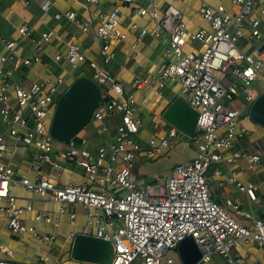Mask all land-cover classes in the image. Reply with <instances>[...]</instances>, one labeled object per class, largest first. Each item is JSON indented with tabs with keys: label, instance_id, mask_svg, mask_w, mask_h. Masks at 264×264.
I'll return each mask as SVG.
<instances>
[{
	"label": "built area",
	"instance_id": "2783aa9c",
	"mask_svg": "<svg viewBox=\"0 0 264 264\" xmlns=\"http://www.w3.org/2000/svg\"><path fill=\"white\" fill-rule=\"evenodd\" d=\"M54 1L43 0L41 10L47 12ZM84 1L97 4L99 0ZM261 1L230 0L232 5L229 8L222 2L201 5L197 13L208 22L209 28L198 30L187 28L182 11L173 3L158 9L153 0L146 5H137V0H114L111 9L98 11L95 38L102 63L107 65L114 58L111 44L124 40L126 36L119 27L120 5L136 4L131 11L147 17L151 26L132 22L131 29L137 30L140 37H166L167 45L163 50L165 62L149 77H136L135 87L140 89L154 83L153 93L159 95L168 82L178 83L179 96L198 113L196 130L191 138L196 148L194 157L174 164L162 180L147 184L138 182L133 161L141 151L149 160L164 156L179 131L172 126L165 134L150 136L143 148L140 139L143 124L136 115L133 95L123 98L122 83L101 64L87 60L77 43L67 41L64 52L56 55L54 60L64 59L72 68L87 62L100 92V101L92 113L91 122L107 134L108 121L113 122L115 134L107 143L95 145L94 150L86 147L87 139L79 134L67 142L57 141L51 136L49 126L56 101L68 87L65 78L47 76L28 86L21 85L13 77V67L8 65L20 63L29 67L39 62L43 44L59 37L54 30L48 29L39 38H33L26 23L19 25L16 27L18 37L28 38L33 44L32 56L22 57L16 40L0 36L4 49L0 55V122L5 124L7 134L15 144L34 149L29 165L35 180L26 174L16 177L13 168L0 161V201H7L6 205L0 203V214L7 217L8 230L14 235L29 232L42 244L53 241L51 235L42 234L24 222L22 216L32 211V205L19 206L16 203L11 188L20 184L39 198L49 196L58 206L54 216L46 211L37 212L33 218L35 222L56 228L61 223L60 216L66 212L65 206L80 205L85 209L84 225L79 232L70 231L68 239L73 241L78 234L95 236L110 243L114 254L110 263L87 264H134L135 261L177 264L168 253L186 237L192 238L200 252L195 264L206 263L215 254L223 257V264H252L234 250L250 242L264 248V218H256L251 212L241 210L239 203L229 197H222V202L214 200L206 173L210 165H217L221 160L231 164L243 159L247 170L255 174L258 168L264 169L263 152H248L240 146L225 158L221 155L223 150L240 144L247 132L242 122L251 119L250 107L260 94L253 83L264 74V50H260L264 41L261 18L264 6ZM54 17H64L83 32L89 28V20H80L72 10L56 13ZM243 38H255L261 44L245 51L239 46ZM192 42L198 45L197 51L185 48ZM114 118L118 119L117 122ZM55 142L63 143L65 148L55 150ZM6 152L5 133L0 131V157ZM65 161L81 167L90 185H54L42 168L48 165L61 170ZM211 174L221 176V169L215 166ZM228 180L248 200L258 202V183H244L233 170ZM260 183L264 184V177ZM217 186L222 187L223 181ZM108 189L114 190L116 195L107 192ZM120 190L125 192L119 193ZM74 219L75 215L71 213L70 224ZM47 262L44 256H38L33 263L18 262L12 249L0 243V264Z\"/></svg>",
	"mask_w": 264,
	"mask_h": 264
},
{
	"label": "crops",
	"instance_id": "0c3cea01",
	"mask_svg": "<svg viewBox=\"0 0 264 264\" xmlns=\"http://www.w3.org/2000/svg\"><path fill=\"white\" fill-rule=\"evenodd\" d=\"M43 0H28L27 3L18 0H0V36L14 39L17 41L18 53L22 57H31L33 52V44L28 39H20L17 34L16 27L26 23L31 28L33 38H39L41 33L52 29L55 31L59 39H51L43 44L40 52L41 59L34 62L31 66H23L20 63L8 65L13 67L14 79L21 85L28 86L31 82L40 81L42 78L50 76H62L69 86L76 78L85 76L88 72L92 74L91 68L87 62L80 64L76 68H72L64 59L55 61L54 57L62 54L65 50V42L72 41L80 46L81 51L85 54L87 60H92L101 64L105 70L112 73L124 88L123 98L133 95L135 98L136 115L142 119V128L140 130V139L143 148L146 146V140L150 136L165 134L172 127L162 118V112L168 103L175 97L179 96L178 83L168 82L164 88L160 90L159 95H154L156 88L154 83L137 89L134 85L136 77L145 78L154 74L156 70L165 62L164 47L167 45V38H154L150 35L139 36L137 30L131 29L132 22L140 26L150 27L151 23L145 16L134 14L131 9L133 5H146L149 0H137L136 4L122 3L120 5L122 14L120 16V29L125 33L124 40H119L111 44L110 50L114 54V58L107 64L102 63L100 56L99 43L95 38V28L98 23L96 15L100 10H109L114 5V0H99L97 4H88L84 0H55L52 7L47 11L41 10ZM222 2L226 8L231 7L230 0H188L186 2H172V0H153L158 9L164 8L168 3H173L182 13L184 21L189 30H198L200 28L208 29V22L197 13V8L201 5H216ZM264 6V0L260 2ZM67 10L75 12L80 20H89V28L86 32L76 26L73 22L64 17L55 18L54 14L62 13ZM258 12V11H257ZM259 13V12H258ZM263 26L264 16L261 15ZM260 40L255 38H243L239 41V46L245 50L259 45ZM197 51V44H187L185 47ZM4 52L3 46L0 44V55ZM170 58V57H169ZM168 59V58H167ZM87 77V76H85ZM253 86L258 93L264 92V74L259 77ZM15 109H18L14 105ZM26 115H28L26 111ZM114 118V122H117ZM249 120H243V125L247 132L240 140V144L233 149L223 150L221 155L223 158L229 156L240 146L248 152L264 153V127L256 123L249 124ZM28 124H31L28 122ZM109 134L101 132L96 128V134L89 133V137H85L87 129H83L79 135L87 139L86 147L93 150L95 145L107 143L110 137L114 135V123L108 121ZM0 131L5 133L7 152L0 157V161L10 165L16 177L26 174L31 180H35V174L30 168V161L34 155V149L23 144H15L8 136L5 124L0 122ZM55 150H62L65 145L61 142H55ZM196 148L190 138L183 137L180 133L174 139L164 156H157L153 159H147L143 151L133 161V171L137 175L140 184H146L141 179L149 177L150 182L157 179L162 180L168 169L178 162H187L195 155ZM151 162V163H150ZM61 170H54L48 165L43 166V171L48 174L51 181L56 186H64L66 184L81 185L88 184L90 181L85 175L83 169L76 164L65 161L62 163ZM218 166L221 169V176H209V186L212 188V198L218 202H222V197H229L239 203L240 209L251 212L256 218H264V184H261L264 177V169L258 168L256 174L247 170L246 161L238 159L235 163H226L221 160L217 165L212 164L210 169ZM236 173L238 179L244 183H258L259 187L256 191L258 202L248 200L247 196L240 192L236 186L228 180L230 171ZM210 172V171H209ZM159 174H163L159 178ZM223 181V186L218 188L217 183ZM12 194L16 198L19 206L27 204L32 205V211L26 212L22 218L27 225L34 226L42 234H49L53 237L50 244L40 243L31 233L26 232L19 235L12 234L7 228V217L0 214V243L8 245L14 254V259L18 262L33 263L38 256H44L49 262H59L61 264H69L75 262L77 264H85L74 260L70 253L72 241L68 239L67 234L70 231L79 232L80 228L86 221V211L80 205L65 206L66 212L60 216V225L53 227L41 222L34 221V215L39 211H46L49 215H56L58 206L53 203L49 196L42 199L35 193L27 191L22 185L15 184L11 188ZM1 204L6 205L7 201L1 200ZM75 215L74 223L70 224V214ZM246 222L245 220H242ZM234 252L244 256L245 260L252 264H264V248L253 242L242 244L236 248ZM177 264H182L177 250L168 253ZM224 259L220 255H213L212 259L202 264H223ZM134 264H142L135 261Z\"/></svg>",
	"mask_w": 264,
	"mask_h": 264
},
{
	"label": "water",
	"instance_id": "95a60500",
	"mask_svg": "<svg viewBox=\"0 0 264 264\" xmlns=\"http://www.w3.org/2000/svg\"><path fill=\"white\" fill-rule=\"evenodd\" d=\"M264 50V41L260 46ZM100 101V92L94 81L85 76L76 78L56 101L49 132L57 141L67 142L91 122V116ZM251 120L264 127V92L252 103ZM198 113L181 96L171 100L162 112V118L179 133L192 138L196 130ZM177 253L182 264H195L200 252L191 237L179 242ZM71 256L78 262L110 263L113 248L110 243L91 235L78 234L72 241Z\"/></svg>",
	"mask_w": 264,
	"mask_h": 264
},
{
	"label": "rangeland",
	"instance_id": "374dc122",
	"mask_svg": "<svg viewBox=\"0 0 264 264\" xmlns=\"http://www.w3.org/2000/svg\"><path fill=\"white\" fill-rule=\"evenodd\" d=\"M192 43H193V42H192ZM85 76H87V78H89L90 80L93 81L92 74L86 72V73H85ZM249 124H254V122H253V121H250ZM96 128H98V127L95 126L92 122H90V123L87 125V127H86L87 132L85 133V137H89V133L93 134V136H94V135L96 134V131H97ZM81 133H82V132H81ZM114 134H115V132H114ZM93 150H94V149H93ZM150 163H151V162H150ZM123 165H124V164H123ZM210 166H211V165H210ZM210 166H209V169H208V171H207V173H206L207 180H208L209 176L211 175V171H212V168L210 169ZM209 171H210V172H209ZM164 175H165V174H164ZM164 175H163V174H159L158 176H159V178H162ZM142 180H144V182H147V183H148V181H150L149 177H148V178L145 177V178L141 179V181H142ZM209 181H210V178H209ZM209 181H208V184H209ZM147 183H146V184H147ZM144 184H145V183H144ZM209 189H210V195H211V197H212V188H211V186H209ZM107 192L112 193V194H115V191L112 190V189H108ZM124 192H125L124 190H120L119 193H124ZM115 195H116V194H115ZM137 262H140V261H137ZM85 264H87V263H85Z\"/></svg>",
	"mask_w": 264,
	"mask_h": 264
}]
</instances>
